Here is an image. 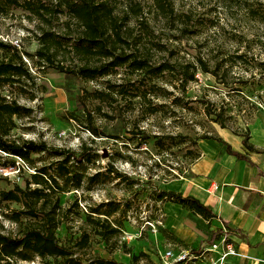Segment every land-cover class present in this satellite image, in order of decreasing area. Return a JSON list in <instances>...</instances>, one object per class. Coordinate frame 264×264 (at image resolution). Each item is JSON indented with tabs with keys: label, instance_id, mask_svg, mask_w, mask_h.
<instances>
[{
	"label": "rangeland",
	"instance_id": "rangeland-1",
	"mask_svg": "<svg viewBox=\"0 0 264 264\" xmlns=\"http://www.w3.org/2000/svg\"><path fill=\"white\" fill-rule=\"evenodd\" d=\"M114 1L120 8L141 5L153 38L140 48L152 65L198 66L202 58L210 71L198 69L185 86L179 72L155 74L128 65L93 80L67 76L34 55L40 47L38 22L21 8H10L0 15V40L21 51L34 79L23 89L0 88V100L30 110L7 123L12 126L7 138L45 143L50 149L32 153L30 161L0 149L1 186L42 187L34 183V174L45 170L50 202L58 200L63 208L57 236L76 256L159 264V252L169 244L194 247L177 234L204 244L212 231L205 218L158 200L157 192L184 187L186 179L196 177L192 168L202 156L200 142L219 141L223 129L251 136V126L264 122V0H172L178 15L170 23L159 17L153 0ZM55 62L75 68L78 60L60 50ZM91 121L102 133L88 129ZM84 146L90 161L79 162ZM56 150H68L75 158ZM114 207L111 215L95 212ZM23 209L20 202L0 209V232L15 236L37 220L27 215L21 222L13 220L14 212ZM98 220L117 230L108 242L99 234L104 226ZM84 234L89 243L81 247ZM49 262L56 260L35 257L15 264Z\"/></svg>",
	"mask_w": 264,
	"mask_h": 264
},
{
	"label": "trees",
	"instance_id": "trees-1",
	"mask_svg": "<svg viewBox=\"0 0 264 264\" xmlns=\"http://www.w3.org/2000/svg\"><path fill=\"white\" fill-rule=\"evenodd\" d=\"M153 1L159 17L161 16L169 23L175 20L178 14L172 0ZM10 8H21L30 15L31 19L38 22L39 32L36 39L40 47L34 55L38 59L50 63L67 76L75 75L78 78L93 80L107 76L115 69L128 65L136 71L155 74L164 71L179 72L180 80L185 86L195 79L198 69L205 72L210 71L202 58L197 60L198 66H178L179 64L168 61L159 66L152 65L148 55H144L143 49L140 47L145 44L144 41H151L153 28L149 19L143 15L141 5L138 3L120 8L114 0H0V15L7 14ZM63 17L66 20L62 24L54 25L55 21L57 22ZM133 21H135L134 24ZM171 25L173 24L171 23ZM157 45L159 46V44ZM60 50L72 54L74 59L78 60L75 68H71L63 62L56 64L55 59ZM0 52L4 54L0 58V88L9 85L20 86L23 89L22 87L26 83L34 79L23 59V54L16 46L3 40H0ZM94 58H98L99 63H93ZM190 67H193V70H190ZM30 98L34 99V94ZM23 113L30 114V110L16 101L0 100V149L18 156L24 161H30L32 153L46 151L50 148L45 143L37 144L33 141L21 143L7 138L12 129V126H8L7 123L10 122L12 125L13 117ZM208 115L211 116L212 112L208 111ZM215 121L220 122L223 126V122ZM88 129L94 135L102 133L93 121ZM250 139V135L243 136L245 147L250 151L256 150ZM218 140L224 143L228 153L238 158H246L245 155L233 150L232 146L222 137H219ZM55 153L58 155L68 153L67 159L71 156L75 158V153L68 150H56ZM193 157L198 159L199 155L194 154ZM77 159L79 162L90 161L85 146ZM45 173V170H40L34 174V183L42 187L32 189L31 187L16 186L9 190L2 189L1 183L4 177L0 174V209L5 208L9 203L20 202L24 209L14 212V217L11 218L17 222H21L22 215L37 219L31 221L32 225L22 230L21 234L13 236L0 232V264H15L20 260H33L35 257H40L43 260L47 258L56 260V263L49 262L48 264H125L116 259L102 256H95L85 261L76 256L73 248L60 242L57 229L62 221L63 208L58 200L50 202L51 186ZM157 199L179 204L206 220L216 217L211 206L192 195L161 189L157 192ZM107 203L102 207L110 205ZM115 209L114 207L111 211L103 213L101 208H98L95 212L101 215H111L116 211ZM97 223L104 226V231L99 234L104 241L108 242L117 230L112 228L111 223L107 220H103V222L98 220ZM217 236V233H213L210 240ZM88 243L89 236L84 234L80 246L86 247Z\"/></svg>",
	"mask_w": 264,
	"mask_h": 264
},
{
	"label": "crops",
	"instance_id": "crops-1",
	"mask_svg": "<svg viewBox=\"0 0 264 264\" xmlns=\"http://www.w3.org/2000/svg\"><path fill=\"white\" fill-rule=\"evenodd\" d=\"M220 137L246 158L228 153L220 141H202V156L192 168L196 177L172 190L195 196L212 207L216 217L205 219L211 236L227 229L239 250L248 256L232 257L229 264H264V122L251 126L250 142L256 150H248L243 136L227 129ZM214 185H218L217 190ZM177 237L194 247L201 243L185 233Z\"/></svg>",
	"mask_w": 264,
	"mask_h": 264
},
{
	"label": "built area",
	"instance_id": "built-area-1",
	"mask_svg": "<svg viewBox=\"0 0 264 264\" xmlns=\"http://www.w3.org/2000/svg\"><path fill=\"white\" fill-rule=\"evenodd\" d=\"M214 190L218 185L213 186ZM232 257H248L236 245L225 229L215 239L196 247L169 244L165 252H159V264H229Z\"/></svg>",
	"mask_w": 264,
	"mask_h": 264
}]
</instances>
